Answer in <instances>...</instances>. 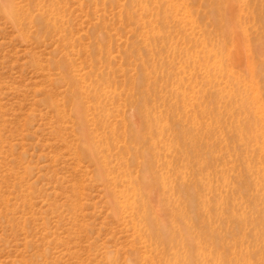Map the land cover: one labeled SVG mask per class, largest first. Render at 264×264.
Wrapping results in <instances>:
<instances>
[{"label": "rangeland", "instance_id": "374dc122", "mask_svg": "<svg viewBox=\"0 0 264 264\" xmlns=\"http://www.w3.org/2000/svg\"><path fill=\"white\" fill-rule=\"evenodd\" d=\"M0 264H264V0H0Z\"/></svg>", "mask_w": 264, "mask_h": 264}, {"label": "bare ground", "instance_id": "6f19581e", "mask_svg": "<svg viewBox=\"0 0 264 264\" xmlns=\"http://www.w3.org/2000/svg\"><path fill=\"white\" fill-rule=\"evenodd\" d=\"M66 74L65 73H62V77L65 78ZM76 84V82H75ZM78 86L75 85V87ZM76 90H77V87H76ZM78 92V90H77ZM72 98H74V100L72 101V105H73V108H74V111L76 112V117H79L81 116V112L84 113L85 109L83 108L82 104L80 103L79 99H78V95L75 94L74 96H72ZM145 120V119H144ZM92 140V139H91ZM90 140V141H91ZM92 143H94L92 141ZM96 144H94L93 146H95ZM79 153H82L86 156H88L91 160H93L94 162H96V158H95V152L93 153V148H92V144L89 142V139L87 136H83L80 140V142L78 143L77 145V148H76ZM100 156V155H98ZM97 162H98V158H97ZM99 163V162H98ZM100 167V166H99ZM106 169V168H105ZM103 170V169H102ZM106 171V170H105ZM104 173V172H103ZM149 191V190H148ZM147 191V192H148ZM151 191H149V197L151 198ZM147 196V195H146ZM150 200V199H149Z\"/></svg>", "mask_w": 264, "mask_h": 264}]
</instances>
